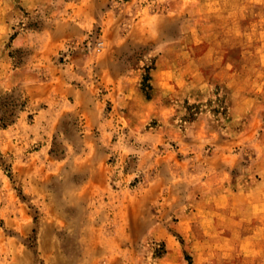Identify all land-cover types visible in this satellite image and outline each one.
<instances>
[{"label":"rangeland","instance_id":"rangeland-1","mask_svg":"<svg viewBox=\"0 0 264 264\" xmlns=\"http://www.w3.org/2000/svg\"><path fill=\"white\" fill-rule=\"evenodd\" d=\"M0 264H264V0H0Z\"/></svg>","mask_w":264,"mask_h":264},{"label":"crops","instance_id":"crops-1","mask_svg":"<svg viewBox=\"0 0 264 264\" xmlns=\"http://www.w3.org/2000/svg\"><path fill=\"white\" fill-rule=\"evenodd\" d=\"M90 8L93 9V6H90ZM90 8L88 11L89 14L92 13V9ZM112 63L115 62L112 60ZM190 66L191 65L184 64L183 70H181L182 67L180 62H177L176 65L174 60L170 62L159 59L155 68L150 72V92L152 98H149L148 100H143L142 96L139 95V97L141 98L139 99L141 100L142 106L144 108L141 109V116L143 117L144 121L150 119H157L158 121L157 131L159 133V141L164 140L165 136L167 137L168 134H171V132L173 131V125L171 124V116L175 113L176 107L174 106V104L166 105L163 100H160L159 95H166L167 93L181 94V92L186 91L187 89H191L193 87V79L191 77L192 69H190ZM102 73L103 75H106L105 82L108 83L109 81H111L112 85L114 86L112 88H109L111 89V93L108 92L106 95L107 97L113 95L114 89L115 100H117L120 95V99L128 98V93L138 95L139 82L141 77H138V75H136V71L127 72L124 70V72H118L113 76L109 68H106L105 71L103 70ZM128 82L130 86L127 85ZM72 95L74 96L73 101L77 105H81V103L79 102V97L81 96L80 88L74 91L66 90L64 91L63 96H65V98H68ZM81 106H84V104H82ZM84 109L86 112L88 106L84 107ZM201 126L202 122L198 120L197 127H199V129H202Z\"/></svg>","mask_w":264,"mask_h":264}]
</instances>
